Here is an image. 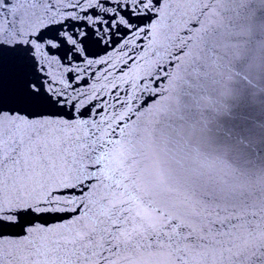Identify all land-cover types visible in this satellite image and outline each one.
Masks as SVG:
<instances>
[{"label":"snow or ice","instance_id":"6c2138e0","mask_svg":"<svg viewBox=\"0 0 264 264\" xmlns=\"http://www.w3.org/2000/svg\"><path fill=\"white\" fill-rule=\"evenodd\" d=\"M0 264H264V0H0Z\"/></svg>","mask_w":264,"mask_h":264},{"label":"water","instance_id":"95a60500","mask_svg":"<svg viewBox=\"0 0 264 264\" xmlns=\"http://www.w3.org/2000/svg\"><path fill=\"white\" fill-rule=\"evenodd\" d=\"M120 55L122 56L123 54L121 53ZM129 55H133V56H137V57L140 55H145L144 61L137 60V64L139 65V68H137L136 65H130L134 69V71H138L141 74L143 73V71L148 69L149 65L152 64L153 61L158 59L157 56L151 55V50H149L147 48V41L144 42V52L143 53L140 51V49H136L134 52H129ZM114 56H115V54H114ZM123 59L126 60L127 57H123ZM114 63L116 64V68L111 69L112 76L109 77V80H113V78H117L116 82L120 83L121 89L129 87L128 85L123 84L121 81L118 80V77L121 75V73L118 71V69L122 66L123 60L120 58V56H115ZM99 83H107V82L106 81H100ZM98 86H99V84H98ZM108 98L111 99L110 96Z\"/></svg>","mask_w":264,"mask_h":264}]
</instances>
